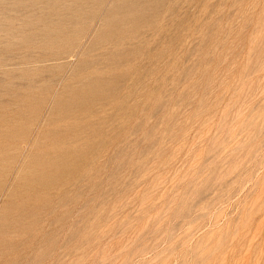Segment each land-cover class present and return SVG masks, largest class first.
Wrapping results in <instances>:
<instances>
[{
    "label": "rangeland",
    "instance_id": "1",
    "mask_svg": "<svg viewBox=\"0 0 264 264\" xmlns=\"http://www.w3.org/2000/svg\"><path fill=\"white\" fill-rule=\"evenodd\" d=\"M0 264H264V0H0Z\"/></svg>",
    "mask_w": 264,
    "mask_h": 264
},
{
    "label": "bare ground",
    "instance_id": "2",
    "mask_svg": "<svg viewBox=\"0 0 264 264\" xmlns=\"http://www.w3.org/2000/svg\"><path fill=\"white\" fill-rule=\"evenodd\" d=\"M79 103V102H78Z\"/></svg>",
    "mask_w": 264,
    "mask_h": 264
}]
</instances>
